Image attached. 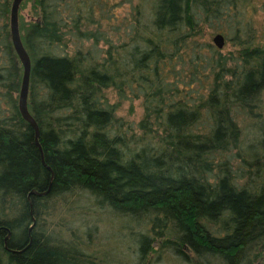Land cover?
Returning a JSON list of instances; mask_svg holds the SVG:
<instances>
[{
  "label": "rangeland",
  "instance_id": "obj_1",
  "mask_svg": "<svg viewBox=\"0 0 264 264\" xmlns=\"http://www.w3.org/2000/svg\"><path fill=\"white\" fill-rule=\"evenodd\" d=\"M103 1L25 0L20 7L21 42L32 66L29 106L38 126L36 138L31 126H20L14 117L23 73L19 77L5 69L15 51L9 38L13 0H0V141L15 148L32 137L41 168L26 191L0 187V264H26L33 249L71 264H264V229L248 242L236 235L242 208L237 201L248 204L241 210L246 221L251 206L264 198V0H161L174 10L177 27L190 35L167 49L174 63L166 74L159 63L140 76L142 57L151 47L144 41L122 55L123 66L136 74L128 89L99 93L73 84L50 88L43 68L66 67L72 55L81 63L116 57L129 39L126 34L123 42L114 36L123 20L128 33H172L167 21L162 31L155 28L159 9L143 0H111L116 7H109V16L115 13L122 22H104V31L96 21H106ZM217 35L224 37L222 49L214 42ZM183 51L185 62L179 57ZM96 97L100 108L95 118L65 106ZM83 124L101 129L96 136L104 137L106 145V137H127L124 150L129 157V152L151 146L142 144L145 137H162L167 146L194 159L203 155L195 164L158 152L160 162L169 165L180 182L194 187L198 198L211 193L213 208L195 247L175 246L181 227L165 221L153 207H121L78 183L54 186L46 148L67 155L84 147ZM173 137L196 143V148L189 151ZM88 148L90 153L98 149L96 142ZM149 163L155 165V159ZM6 172L0 163V175ZM68 223L74 233L64 234L61 227L69 229Z\"/></svg>",
  "mask_w": 264,
  "mask_h": 264
},
{
  "label": "trees",
  "instance_id": "obj_2",
  "mask_svg": "<svg viewBox=\"0 0 264 264\" xmlns=\"http://www.w3.org/2000/svg\"><path fill=\"white\" fill-rule=\"evenodd\" d=\"M110 1H103V6L108 9V14L104 11L102 14V18L106 21L102 22V19L99 21L96 17L97 25L100 28L106 22L110 25L120 24L122 22L119 17L115 16V13L112 14L113 18L109 16V7H114L113 9L116 7ZM143 2L149 3L156 10L159 9L157 12V21L154 25L155 28L162 31L164 23L167 21V24L171 26L170 32L172 33L151 32V34L147 33L146 35H140L138 32L136 34L128 33V30H126L127 24L123 20L119 27V30H121L120 33L114 36H116L115 39L122 42L124 34L129 39L124 43L125 45L117 53L118 55L116 57L112 56V58H105L102 61H96L92 58L81 63L77 61L76 56L72 55L70 57V65L66 67L57 68V71L52 66L43 68L42 73L46 75L49 81H47L49 87L54 90H60L66 85L73 84L85 89L97 90L99 93L109 88L118 91L126 90L131 86L136 74L134 75L133 69L129 68L130 66H123L122 55L125 53L127 55L130 51L128 48L131 45L133 46V44L144 41L150 42L151 47L149 51H145L142 57L143 63L139 67L140 76L145 71L149 70L150 72L152 67L155 64L159 65V63L161 64L159 67L163 75L166 74L169 65L172 66L174 63V60L170 59L167 49L189 38L190 35L188 31L181 30L177 27L175 12L167 3L164 4L161 0H143ZM90 8L88 11H91ZM99 10L102 13V10ZM92 12L93 16H95L97 13L96 5L92 6ZM103 29L105 31V26ZM10 37L11 33L9 34ZM191 37L194 38V35H191ZM65 45L67 46V44ZM182 56H179L180 60L181 62H185V51H183ZM12 57L8 61V66L2 68L8 69L9 67L13 75L21 77L23 68L15 51ZM19 77L15 81H19ZM19 89H21L20 85ZM32 89L33 81L31 77L29 94ZM98 99V97L93 101L76 99L70 104H65V106L67 109L73 110V112L81 115L90 114V118H95L97 117V109L100 108ZM16 106H13L15 112L14 117L19 120L20 126L27 129L30 128V125L24 121ZM50 109L52 111L53 108L51 107ZM29 110L30 112L32 111L30 106ZM31 114L33 113L31 112ZM80 127L86 129L87 137H84L86 139V145L84 144V147H76L77 149L73 153H68L67 155H62L51 150V148H46L49 153L51 152L52 159L50 163L55 175L54 186L67 188L73 183H78L111 198L110 201L119 203L121 207L135 205L144 210L148 207H153L155 212L164 218L165 221L170 223L174 222L173 224L176 223L181 227L180 231L181 233L183 232L182 235L180 234L176 239L173 238V244L181 249L187 246L195 247V240L197 238L203 239L201 226L205 228L203 224L208 220L207 215L210 214V210L213 208L209 203L211 193L207 198H198V192L194 187L187 182H180L176 174L170 172L169 165L160 162L158 152H162L172 159H181L180 161L183 162H195V164H198V158H202L203 155H195L197 159H194L190 153L183 154L182 151L168 145L171 148L169 149L165 144L168 141H162V137H145L142 144L148 143L152 147L146 146L140 150L129 152V157L124 150V147H127L124 143V138L127 137H119L117 135L118 137H114V140L106 137L105 139L110 141V144L108 143L106 145L104 141H101L104 140V137L96 136L101 129L89 124H83ZM104 130L106 129L104 128ZM31 139L32 137H26V143L22 147L17 146L15 148L8 141H0V163L7 166V172L0 175V187L15 189L21 193L36 182L41 168L38 167V154L31 143ZM176 140L185 147H188L189 151H193L197 145L196 143L190 144V141H183L182 137L181 140ZM91 142H96L98 148L94 152H91L93 154L89 152L88 148V144ZM98 151H100V154H98ZM154 151H156L155 154L153 153ZM153 159H155V165L149 163ZM35 170L39 172L36 173ZM237 202L242 206V208H239V211L237 210L239 217L242 219H240V227L236 233L237 238L240 240L247 239L246 242L254 240L259 231L264 229V198L254 203L253 207L251 206L252 209L247 215L246 221L243 220L245 214L241 210L243 208L247 209L248 204L242 200H238ZM59 227L61 226L59 225ZM61 228H63L64 234L68 233V231L74 233L71 223H68L69 229ZM169 237L172 238V234ZM151 250L153 252L156 251L155 248ZM37 251L38 249H33L31 253L27 254L26 264H71L56 254H49L46 258V256H40V252ZM19 264H24V262L20 261ZM197 264L202 263L199 262Z\"/></svg>",
  "mask_w": 264,
  "mask_h": 264
},
{
  "label": "water",
  "instance_id": "obj_3",
  "mask_svg": "<svg viewBox=\"0 0 264 264\" xmlns=\"http://www.w3.org/2000/svg\"><path fill=\"white\" fill-rule=\"evenodd\" d=\"M25 0H13L11 9L10 33L15 53L23 68V78L21 91L19 96V112L24 119L36 132L38 137V126L29 110V90L32 75V66L30 58L22 45L20 30H19V10ZM215 44L219 49L224 46V37L217 35L214 39Z\"/></svg>",
  "mask_w": 264,
  "mask_h": 264
},
{
  "label": "flooded vegetation",
  "instance_id": "obj_4",
  "mask_svg": "<svg viewBox=\"0 0 264 264\" xmlns=\"http://www.w3.org/2000/svg\"><path fill=\"white\" fill-rule=\"evenodd\" d=\"M223 47H224V46H223ZM223 47H222V48H223ZM222 48H221V49H222Z\"/></svg>",
  "mask_w": 264,
  "mask_h": 264
}]
</instances>
